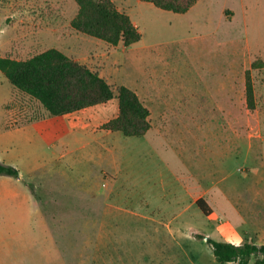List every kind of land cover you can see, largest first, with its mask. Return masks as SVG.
<instances>
[{"label": "rangeland", "instance_id": "obj_1", "mask_svg": "<svg viewBox=\"0 0 264 264\" xmlns=\"http://www.w3.org/2000/svg\"><path fill=\"white\" fill-rule=\"evenodd\" d=\"M205 6L213 25L203 15L160 25L143 12L145 38L160 46L145 52L156 62H138L139 45L127 51L72 29L75 0H0L1 57L56 48L115 93L97 109L51 117L0 71V160L22 176L0 175V264H219L202 236L264 244V0ZM120 86L168 124L141 137L101 129L118 114ZM155 89L167 96L149 100ZM25 186L34 201L11 194Z\"/></svg>", "mask_w": 264, "mask_h": 264}, {"label": "trees", "instance_id": "obj_2", "mask_svg": "<svg viewBox=\"0 0 264 264\" xmlns=\"http://www.w3.org/2000/svg\"><path fill=\"white\" fill-rule=\"evenodd\" d=\"M177 14L187 13L199 0H141ZM78 12L70 25L76 32L100 39L107 44L125 47L138 43L142 35L130 16L118 9L113 0H75ZM256 63L252 64V68ZM0 71L20 92L31 97L51 117L74 114L105 105L114 99L110 84L98 72L79 63L56 48L48 49L26 60L0 56ZM246 96L249 109L255 108L251 70L246 71ZM118 114L101 126L126 137H141L151 129L150 110L138 94L127 86L117 90ZM0 175L19 179L20 171L0 161ZM197 206L206 216L212 209L200 198ZM206 239V236H202ZM219 264H264V244L246 240L234 244L208 238Z\"/></svg>", "mask_w": 264, "mask_h": 264}, {"label": "crops", "instance_id": "obj_3", "mask_svg": "<svg viewBox=\"0 0 264 264\" xmlns=\"http://www.w3.org/2000/svg\"><path fill=\"white\" fill-rule=\"evenodd\" d=\"M205 1L206 0H199L187 13H185V14H177V13H173V12H170V11H165V10L159 9V8L155 7L151 3L143 2L141 0H138V2L136 3L137 8H135L133 5H131V3L129 1L124 0L121 3V5H119V6L117 5V7H118L119 10H121L122 12H124V13H126V14H128L130 16V18H131L132 22L134 23V25L139 29V31H140V33L142 35V38H141V40L138 43H136V44H134L132 46L125 47L123 44L122 45L124 46V48L127 51L132 49L135 45H139V51L143 52V54H144V56H146V58H140L138 60V62H156V60H153L151 58L153 56L152 54H151V56H149L145 52H148V51L151 52L153 50H156L160 46V44L155 43V41L159 40V38H156V39L154 38V40H148V41H151V43L150 42L147 43L148 41L145 38V32H146L147 27L144 24V19H143V17H141V14H143V12H145V11L146 12H150L157 19L160 18V20H161L160 21V25L162 23L166 22L167 26H172L173 24L177 23V21H176L177 17H179L181 19H193L194 15H195L194 17H199V16L201 17L203 15L201 17V19L204 21L203 23L206 24V26H210V25L214 24V22H213V11H211L209 7L205 6ZM228 10H230V9H224L223 10V12H222L223 19L227 18L226 11H228ZM173 14H177V15H180V16H174ZM231 16L233 17V12L232 11H231ZM161 18H164L166 20L163 21ZM175 25L177 26V24H175ZM149 30L153 34H157L158 32H160L162 30V26H161V28H159L158 23L155 22V25L151 24V26L149 27ZM157 79H158V77L155 76L154 80H157ZM138 96L141 99V96L139 94H138ZM166 96H167V92H164V91L160 92V91H156V89H155L153 91L152 90L150 91L149 100L163 99ZM152 104H153V102H150V106ZM160 105L162 106V103H160ZM99 106H101V105H99ZM97 108H99V107L95 106V107H92V108H89V109L82 110V111L77 112V113L87 112V111L94 110V109H97ZM163 109H161V111H163ZM149 110H150L151 129L152 128L153 129L156 128L157 127L156 125L168 124L167 123V116H168L167 113L164 114V113L161 112L159 115L157 114V116H155L154 112H153V108L150 107ZM77 113L64 115L62 117L72 116V115H75ZM36 122H38V121H36ZM32 123H34V122H28V123H25V124H23V125H21L19 127H14V128H9V129L21 130V129L26 128L28 125H30ZM68 126L70 128L71 135H74V130H75L74 125L68 123ZM156 129H158V127ZM21 178H22V176H21V173H20V177L17 180L20 181ZM110 190L112 192H116V190H112V189H110ZM11 194H13L15 196L23 195V196H25L24 199L26 201H28V202L34 201V199L32 197V194H33L32 193V189H30L29 187H26V186L25 187H20V189H14V192H12ZM199 199L200 198H198L196 200V202ZM196 205H197V203H196ZM198 209H199V207H198ZM231 243H233V242H231Z\"/></svg>", "mask_w": 264, "mask_h": 264}, {"label": "water", "instance_id": "obj_4", "mask_svg": "<svg viewBox=\"0 0 264 264\" xmlns=\"http://www.w3.org/2000/svg\"><path fill=\"white\" fill-rule=\"evenodd\" d=\"M208 239V237L206 238V240Z\"/></svg>", "mask_w": 264, "mask_h": 264}]
</instances>
